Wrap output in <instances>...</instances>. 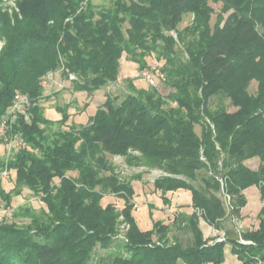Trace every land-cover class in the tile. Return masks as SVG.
<instances>
[{"label": "trees", "instance_id": "obj_1", "mask_svg": "<svg viewBox=\"0 0 264 264\" xmlns=\"http://www.w3.org/2000/svg\"><path fill=\"white\" fill-rule=\"evenodd\" d=\"M110 1L20 0L14 20L0 9V121L17 91L32 100L29 119L11 125L24 144L9 154L0 140V172L46 205L15 210L0 177V203L14 211L0 223V264H223L227 245L239 264H264V0ZM211 1L222 4L214 24ZM125 54L146 81L142 72L157 63L156 84L129 77L130 92L107 93L83 124L69 123L67 106L61 119L46 117L44 75L62 70L74 90L93 94L118 80ZM110 156L163 171L153 181L163 201L187 190L193 212L140 229L133 181L146 170L124 175ZM251 187L262 202L258 225L206 238L201 219L218 230L230 215L242 219ZM172 223L191 233L187 244Z\"/></svg>", "mask_w": 264, "mask_h": 264}, {"label": "rangeland", "instance_id": "obj_2", "mask_svg": "<svg viewBox=\"0 0 264 264\" xmlns=\"http://www.w3.org/2000/svg\"><path fill=\"white\" fill-rule=\"evenodd\" d=\"M20 0H0V9L3 13H7L11 19H15L18 12V2ZM97 5L109 6L110 0H93ZM211 5L215 8L216 12L212 16V24L215 23L217 13L220 11L222 4L211 1ZM194 20V14L189 13L185 16L184 22L180 28L191 23ZM176 35L175 33H173ZM4 41L0 40V48L3 46ZM155 55L148 56L146 59L148 64H152L155 61ZM162 63H159V67ZM138 63H135L129 59L125 54L121 62L120 76L117 81L111 82L103 88L97 90L93 94H88L84 91H76L73 88L70 79H66L62 70L56 72L53 79L48 82L44 87V98L41 101L44 108L46 117L58 120L62 118V109L67 106L68 112L71 117L69 123L83 124L88 121V118L93 114L97 107L105 101L106 94L112 93L114 95L125 96L130 92V78L135 80V84L139 87H150L148 82L141 77ZM159 89L163 93H167L169 90L162 85V82L158 83ZM257 88V82L253 81L250 86V91L254 92ZM231 110L234 108L231 107ZM54 128L56 125L53 126ZM199 129V128H198ZM0 152L3 153V146L0 145ZM111 157V156H110ZM119 169H122L124 175L132 176L137 174L146 168L129 167L125 163V159L116 156L111 157ZM251 166L258 164L257 159L248 161ZM155 169L146 170L140 180H134L133 185L135 188L134 203L136 205L134 216L137 225L140 229L147 231L153 228L154 222L157 220H163L171 223L175 215L171 214L170 207L175 209V214L178 211H184L188 214L193 212V207L190 203V193L187 190H179L177 192H170V204H167L162 199L160 191L156 190L154 186V179L156 178ZM3 187L6 191H11L14 187L12 179L4 178ZM249 202L243 210V218H233L231 215L226 217L222 221L221 231H228L232 237L240 235L245 230L253 229L258 225V212L261 209L262 202L260 195L255 187H251L247 192ZM12 207L15 210L32 209L33 212L40 213L43 208L46 207L45 203L41 201L40 196L33 193L28 187H19L12 190ZM115 201L118 208H122L123 202L116 199L114 196H107L105 202ZM227 203V200H226ZM4 205V202L2 203ZM138 205V206H137ZM5 207V206H3ZM18 222H26V218L16 219ZM201 227L204 231L205 237L212 239L218 237V231L213 226L207 224L201 219ZM177 234L178 239L187 244L190 240L191 233L178 229V226L172 223L171 235ZM214 233H217L216 235ZM237 256L232 253L230 246L227 245L225 249V261L223 264H239Z\"/></svg>", "mask_w": 264, "mask_h": 264}, {"label": "built area", "instance_id": "obj_3", "mask_svg": "<svg viewBox=\"0 0 264 264\" xmlns=\"http://www.w3.org/2000/svg\"><path fill=\"white\" fill-rule=\"evenodd\" d=\"M157 68V63H154L151 69H145L142 72V75L147 79L150 85H155L156 80L153 76V70ZM54 72H49L46 75H44L41 79V84L45 87L50 80L53 79ZM75 76L73 74L70 75V78H74ZM32 106V100L29 97V95L22 93L20 91H17L14 97V101L10 107L9 114L2 118L0 121V140L4 141L6 144V147L8 148L9 154L12 152L13 149L21 146L24 144V138L19 135L18 133H13L11 131V125L16 120L18 116H24L25 119H29V113ZM11 123V124H10ZM156 173V177L164 174L163 171L160 170H154ZM1 178H9L10 177V171L9 169L5 168L0 172ZM224 197L228 201L230 200V196L224 192ZM4 205L0 203V223L4 222L6 220H12L14 218V211L11 208L3 207ZM138 206V205H137ZM136 207V205H135ZM171 214L175 215V209L170 207ZM216 229V228H215ZM219 232L217 240H224L225 239V231L218 230ZM215 235L217 233H214ZM244 243H250L248 240L241 239Z\"/></svg>", "mask_w": 264, "mask_h": 264}, {"label": "crops", "instance_id": "obj_4", "mask_svg": "<svg viewBox=\"0 0 264 264\" xmlns=\"http://www.w3.org/2000/svg\"><path fill=\"white\" fill-rule=\"evenodd\" d=\"M256 190H257V192H258V189L256 188ZM177 192V191H176ZM171 193H174V192H171ZM259 193V192H258ZM170 194V193H169ZM170 196V195H169ZM189 204H191V200H190V203Z\"/></svg>", "mask_w": 264, "mask_h": 264}]
</instances>
